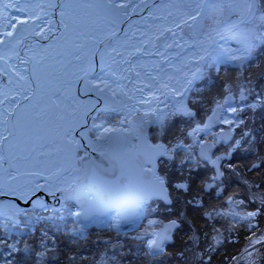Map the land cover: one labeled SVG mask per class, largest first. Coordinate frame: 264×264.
I'll return each instance as SVG.
<instances>
[{"label":"snow or ice","instance_id":"1","mask_svg":"<svg viewBox=\"0 0 264 264\" xmlns=\"http://www.w3.org/2000/svg\"><path fill=\"white\" fill-rule=\"evenodd\" d=\"M9 7L24 17H12L15 23L4 24L11 30L0 33L5 46L0 78H7L0 82V164L8 162V179L57 181L61 186L52 194L74 202L76 210L68 212L75 223L93 217L100 202H106V213L114 214L117 223L135 222L151 215L153 203L171 208L174 194H191L187 204L201 209L205 227L211 228L204 232L211 239L208 250L223 242L225 228L208 222L223 220L229 233L236 225L251 233L240 255L231 257L234 264H264V229L258 220L264 216V172L258 184L229 165L246 196H225L224 163L246 144L256 156L245 165L247 172L264 169V126L259 132L241 131L238 139L234 135L249 128L247 111L264 107V85L257 91L254 77L245 75L258 50L264 51V0H159L150 5L143 0L139 5L130 0H25L3 5ZM136 7L151 9L146 27L131 33L119 29L118 17ZM57 14L58 26L51 18ZM30 36H51L55 44H26ZM225 65L240 72L220 77L219 91L206 98L198 82ZM255 67L264 77V66ZM218 124L227 130L213 132ZM78 129L90 153L80 154ZM12 161L43 170L21 172ZM177 161L178 176L161 171L163 163ZM198 169H205V175L193 186ZM185 218L181 212L167 224L149 219L144 234L136 237L146 239L145 255L154 260L167 256L174 230ZM193 225L190 245L174 255L183 264H205L208 250H199L200 229ZM19 243L0 239L9 255L22 254L18 264H45L54 252L43 239L38 247L25 241L20 248ZM111 259L115 262V255ZM68 261L74 264L73 257ZM97 264H106L103 254Z\"/></svg>","mask_w":264,"mask_h":264},{"label":"rangeland","instance_id":"2","mask_svg":"<svg viewBox=\"0 0 264 264\" xmlns=\"http://www.w3.org/2000/svg\"><path fill=\"white\" fill-rule=\"evenodd\" d=\"M6 0H0V9H2V11H5V8H3V5L6 4L5 3ZM25 2V0H20L19 1V4H23ZM21 13V12H20ZM21 14H24V13H21ZM5 46H0V48L3 50ZM0 67H2V65H0ZM7 78L6 77H2L0 78V82H3L5 81ZM37 167H42V166H36L34 168H37ZM26 169L28 168H33V167H29V166H26L25 167ZM25 169V170H26ZM70 207L67 206L66 208H64V214L63 215H58V218H61V219H64V221H66L65 223L67 224H64V226H68L67 228H65L69 233H72V232H78V230H75L76 229L75 225L76 224H73L71 223L69 220L72 218L70 215H69V212H68V209ZM42 216L44 215H47V213H44L42 212L41 213ZM60 219V220H61ZM66 219V220H65ZM11 225L6 223L4 224V228L7 229V230H10L11 229ZM146 227L144 225L140 226L139 229H138V235L139 236H142L144 234V231H145ZM84 232V231H83ZM81 232V233H83ZM101 235H99V239L96 238V235L93 234V235H90L87 237V239L84 240V246H82L80 248V251L84 252L85 256H86V259L88 262L84 263V264H97V262L101 259V256L103 254L104 258L106 256V264H108L107 262H109V259L107 258V253H106V250H113V247H112V244H110V240H118V238H120V236L117 238V235L114 233H110L108 231H101L100 232ZM136 234V232H135ZM33 234H30L29 236H31ZM29 238H20L19 237V245L18 247L22 248L24 246V242L27 241L29 243ZM111 240V241H112ZM146 239L143 240V242H145ZM108 243H106V242ZM30 244V243H29ZM81 245V244H80ZM79 245V246H80ZM107 245V246H106ZM38 246H39V243H38ZM50 248V247H49ZM78 247L76 245H67L65 246V251L63 253H60V254H55V253H50V255L48 256V258L46 259L45 261V264H47V261L48 259H51V261H55V263H57L56 261L58 260L59 257L61 258H64V261L66 262V264H69V261H68V257L71 256V254L73 253V251L75 249H77ZM21 255L17 256V258H19ZM72 257V256H71ZM50 261V262H51ZM14 263H17V261H14ZM82 264V262L80 263Z\"/></svg>","mask_w":264,"mask_h":264},{"label":"water","instance_id":"3","mask_svg":"<svg viewBox=\"0 0 264 264\" xmlns=\"http://www.w3.org/2000/svg\"><path fill=\"white\" fill-rule=\"evenodd\" d=\"M13 1L16 2V0ZM90 152L91 151H88V153ZM45 187L46 184L41 185L40 189L36 193L29 195V197L25 201H21L17 196H7L0 194V215L1 213L4 212L7 218L16 221L17 209L22 210L24 208L33 207L36 204L39 205L49 204L52 207L57 208L62 203V199L59 196L60 193H56L55 195L44 193L43 190ZM9 204L12 205L11 210H9L8 208ZM106 208H107L106 202L98 203V208L96 209L95 214H93V216H97V217L105 216ZM82 219H87V218H82ZM164 224H167V222Z\"/></svg>","mask_w":264,"mask_h":264},{"label":"bare ground","instance_id":"4","mask_svg":"<svg viewBox=\"0 0 264 264\" xmlns=\"http://www.w3.org/2000/svg\"><path fill=\"white\" fill-rule=\"evenodd\" d=\"M7 1V0H6ZM5 1V2H6ZM150 13V12H149ZM149 13L145 16V17H141V18H139L138 19V21H137V23L135 24V25H133V29L134 28H142V27H144V26H146V20H147V18H149ZM12 17H17V18H23L24 17V14L23 15H21V14H19V12L17 13V14H14V15H9L7 12H3L2 13V11H1V9H0V33H2L3 31H5V30H8V31H10L11 29L9 28V29H5L4 28V24H6V23H9V22H11V23H15V21L14 20H12ZM127 17V15L125 16V15H120L119 17H118V20L117 21H121V20H123V19H125ZM3 24V26H1ZM43 26V25H42ZM57 26H58V23H57ZM129 31V33H131L133 30H132V28L131 29H129L128 30ZM54 35L55 36H59V32L58 31H55L54 32ZM51 37V36H50ZM52 38V37H51ZM34 39V38H33ZM33 39H31V41L33 42L34 40ZM15 42V40H12V43H14ZM51 43H53V44H55V40H52L51 41ZM0 50H2L1 48H0ZM76 139H77V137H76ZM78 140V139H77ZM15 164H17V165H19L20 167H24V165L23 164H18L16 161L14 162ZM29 178H24V180L25 181H27Z\"/></svg>","mask_w":264,"mask_h":264},{"label":"flooded vegetation","instance_id":"5","mask_svg":"<svg viewBox=\"0 0 264 264\" xmlns=\"http://www.w3.org/2000/svg\"><path fill=\"white\" fill-rule=\"evenodd\" d=\"M230 172V171H229ZM229 172H228V175H229ZM226 173H227V170H226ZM196 174H199V175H201V176H203V175H205V169H198L197 171H196ZM194 175V174H193ZM226 183H227V185H228V191H227V193H225V196L227 195V194H231L232 192H236V178L234 179V182H232V183H230V181H229V179H227L226 180ZM229 192V193H228ZM213 198H215L214 197V194H213ZM209 199V197H205V200L207 201ZM210 224L211 223H214V222H209ZM223 233H224V231H222ZM203 236H204V233H203ZM226 236H229L228 234L227 235H225V237ZM224 237V236H223ZM234 240H233V242H236V231L234 230ZM208 239L209 240H211L210 239V237H208ZM223 239V238H222Z\"/></svg>","mask_w":264,"mask_h":264}]
</instances>
